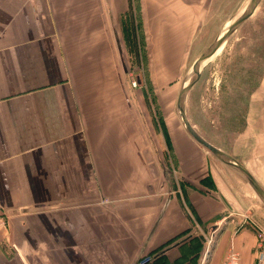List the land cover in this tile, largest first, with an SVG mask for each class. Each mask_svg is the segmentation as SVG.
I'll return each mask as SVG.
<instances>
[{
  "label": "crops",
  "instance_id": "obj_1",
  "mask_svg": "<svg viewBox=\"0 0 264 264\" xmlns=\"http://www.w3.org/2000/svg\"><path fill=\"white\" fill-rule=\"evenodd\" d=\"M218 1L0 0V264H223L230 250L264 264L245 178L186 142L168 180L116 87L135 3L162 63L189 54ZM246 128L229 154L264 189V121Z\"/></svg>",
  "mask_w": 264,
  "mask_h": 264
},
{
  "label": "rangeland",
  "instance_id": "obj_2",
  "mask_svg": "<svg viewBox=\"0 0 264 264\" xmlns=\"http://www.w3.org/2000/svg\"><path fill=\"white\" fill-rule=\"evenodd\" d=\"M248 1L219 0L212 24L197 34L189 54L175 61L165 56L162 63L150 62L162 59H151L152 54L149 55L151 43L141 31L136 3L135 10L121 19L125 24L121 26V35L126 45V64L116 66L117 74L123 78L116 80V87L121 83L139 102L135 105L142 107L143 125L167 170H172L168 157L177 148L188 147L186 142L194 145L196 152L205 154L206 159H214L187 133L177 108L178 94L202 51L242 12ZM214 57L187 96V116L203 137L236 155L238 137L246 131L247 123L264 121V0ZM173 172L167 173L168 180L175 179L178 173ZM260 210L264 218L262 202ZM259 224L264 230V219Z\"/></svg>",
  "mask_w": 264,
  "mask_h": 264
},
{
  "label": "water",
  "instance_id": "obj_3",
  "mask_svg": "<svg viewBox=\"0 0 264 264\" xmlns=\"http://www.w3.org/2000/svg\"><path fill=\"white\" fill-rule=\"evenodd\" d=\"M262 0H249L242 12L228 24L212 43L202 52L199 58L193 64L190 72L185 76L183 85L179 91L177 99V108L181 120L189 136L208 153L219 160L222 164L239 172L252 188L260 202L264 204V189L252 176L249 170L231 154L215 146L205 137H203L193 126L187 116L186 101L191 87H193L202 76L205 67L215 58L218 51H221L229 39L237 30L254 14ZM214 57V58H213Z\"/></svg>",
  "mask_w": 264,
  "mask_h": 264
},
{
  "label": "built area",
  "instance_id": "obj_4",
  "mask_svg": "<svg viewBox=\"0 0 264 264\" xmlns=\"http://www.w3.org/2000/svg\"><path fill=\"white\" fill-rule=\"evenodd\" d=\"M260 243L261 246L264 244V233L260 234ZM150 260L148 258H141L137 264H148ZM223 264H240V258L238 253H236L233 250H230V252L227 254Z\"/></svg>",
  "mask_w": 264,
  "mask_h": 264
},
{
  "label": "bare ground",
  "instance_id": "obj_5",
  "mask_svg": "<svg viewBox=\"0 0 264 264\" xmlns=\"http://www.w3.org/2000/svg\"><path fill=\"white\" fill-rule=\"evenodd\" d=\"M192 88V87H191ZM191 90V89H190ZM190 92V91H189Z\"/></svg>",
  "mask_w": 264,
  "mask_h": 264
}]
</instances>
